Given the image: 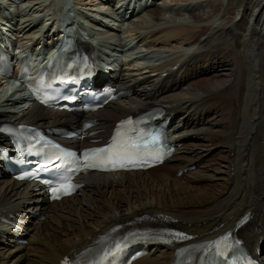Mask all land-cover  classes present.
<instances>
[{
    "label": "bare ground",
    "instance_id": "obj_1",
    "mask_svg": "<svg viewBox=\"0 0 264 264\" xmlns=\"http://www.w3.org/2000/svg\"><path fill=\"white\" fill-rule=\"evenodd\" d=\"M45 1L33 0L31 5ZM0 2L16 8L21 4ZM148 2L152 8L145 10L144 25L132 20L135 30L127 36L134 34L146 51H165L155 60L164 61L147 69H137L135 63L121 71L115 82L132 94L98 111L92 131L104 140L120 119L160 107L175 119L174 127L182 125L170 135L181 147L161 166L145 172L82 174L84 187L56 203L45 202L35 185L3 175L0 220L21 216L28 235L27 244L19 245L16 232L0 224V264H60L110 228L140 218L184 231L195 236L190 243L201 244L232 229L244 215L249 222L239 235L255 253L261 252L264 262V0ZM76 3L78 8L85 5ZM164 3L168 8L162 9ZM172 4L180 11L173 12ZM22 11L14 14L22 18ZM55 19L49 15L46 21L52 24ZM28 20L17 26L23 31L19 45L31 40L34 26L26 24ZM1 85L0 110L10 101ZM7 120L45 127L80 123L37 106L22 116L0 111V124ZM2 140L0 135V144ZM31 211H40L43 220L29 218ZM151 248L152 253L132 264L172 263L174 247Z\"/></svg>",
    "mask_w": 264,
    "mask_h": 264
},
{
    "label": "snow or ice",
    "instance_id": "obj_2",
    "mask_svg": "<svg viewBox=\"0 0 264 264\" xmlns=\"http://www.w3.org/2000/svg\"><path fill=\"white\" fill-rule=\"evenodd\" d=\"M154 140L156 138H153ZM141 145L136 142H121L114 139V142L110 144L107 148H96V149H86L83 153V167L89 169H96L100 166L101 163L105 165H112L113 167H125L128 164L137 163V159L140 156ZM101 154H103L101 156ZM74 155V154H72ZM53 164V167H60L55 164L54 161H50ZM146 162V161H144ZM80 165H77V168ZM46 167V166H44ZM50 190L53 194L63 193L65 195L70 194L74 189L75 185L70 182H61L57 186H52L51 182ZM54 198H59V195H54ZM178 241L188 240L190 237L182 232L171 233ZM228 237H221L220 240L210 241L208 244L201 247L206 248L211 251L212 249L216 250V254L221 257H227V252L220 247L222 241L227 240ZM171 243V240L167 241ZM240 242L237 241V244ZM120 245H116V250H120ZM227 248V246H225ZM64 264H68V261L65 260Z\"/></svg>",
    "mask_w": 264,
    "mask_h": 264
},
{
    "label": "rangeland",
    "instance_id": "obj_3",
    "mask_svg": "<svg viewBox=\"0 0 264 264\" xmlns=\"http://www.w3.org/2000/svg\"><path fill=\"white\" fill-rule=\"evenodd\" d=\"M21 4H18L17 3V8L16 9H18V11L20 10V11H22V10H25L29 15H31V16H37V15H39L40 17L43 15L44 16V12H45V10H46V6H45V3L44 2H42V4H40L41 2H36L35 3V5L36 6H33L32 7V2L31 1H33V0H18ZM30 1V2H29ZM39 4V5H38ZM20 5H21V7H20ZM165 5V3L164 4H162V6H164ZM76 6L78 7V4L76 3ZM172 7H173V12H175V13H177V12H179L180 11V7L178 6V5H173L172 4ZM34 8V9H33ZM40 8V9H39ZM94 8H99V7H97V6H95ZM165 8H168V6L166 5V6H164V7H162V9H165ZM43 9V10H42ZM83 9H87V7H83V6H81L80 7V9H79V11H76V10H74L73 11V15L74 16H76V17H78L79 18V20H81V19H84L83 18V14H82V12H86L85 10H83ZM38 10H42L41 12L40 11H37ZM178 10V11H177ZM182 11H184V10H182ZM35 12H37V13H35ZM41 13V14H40ZM181 13H183V15H184V17L186 18V19H188V15L185 13V12H181ZM221 15L223 14V13H220ZM220 15V16H221ZM223 15H225V14H223ZM42 16V17H43ZM102 17V16H101ZM146 17L147 16H145V19L142 21V22H140V23H145V21L147 20L146 19ZM148 18V17H147ZM26 19V18H25ZM27 19H29L28 17H27ZM48 19V18H47ZM24 20V19H23ZM85 20V19H84ZM131 23V22H130ZM132 24V23H131ZM143 33V35H145L146 34V31H143L142 32ZM124 39H126L127 38V35H125V34H122L121 35ZM116 42H118V38L115 40ZM140 51L142 52H145V54L147 53V55H145L146 57L145 58H143L141 61H139L140 63H149V64H152V63H154V62H150V61H148V58H150V57H153V56H156V53H161V54H163L162 56H165L164 55V52L165 51H163V50H148V51H146L145 50V48H141L140 49ZM161 56V57H162ZM160 57V58H161ZM160 58H158V59H160ZM156 59V58H155ZM157 60V59H156ZM4 85H6V82L5 81H3V86ZM172 177H173V173H172Z\"/></svg>",
    "mask_w": 264,
    "mask_h": 264
}]
</instances>
